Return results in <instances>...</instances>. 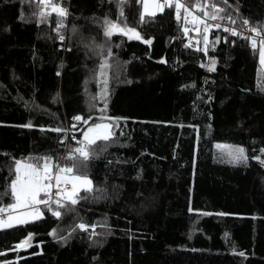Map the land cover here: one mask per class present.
Wrapping results in <instances>:
<instances>
[{
  "label": "trees",
  "instance_id": "trees-1",
  "mask_svg": "<svg viewBox=\"0 0 264 264\" xmlns=\"http://www.w3.org/2000/svg\"><path fill=\"white\" fill-rule=\"evenodd\" d=\"M62 2L69 13L63 42L54 14L37 22V0H0V201L11 202L2 194L14 160L61 156L65 132L48 129H82L79 122L72 128L73 116L120 117L116 143L88 162L92 191L79 193L87 199L53 206L60 218L42 207L40 219L0 229V264H264V165L253 159L264 148L258 48L239 37L225 42L212 30L210 40H221L207 54L198 51L202 37H185L172 8L141 21L136 0L119 7V0ZM227 11L237 24L264 25V0H228ZM105 15L151 44L110 38L107 107L101 112L97 99L90 111L99 57L80 37L103 43ZM29 122L33 127L23 126ZM220 143L243 147L247 162L218 161L213 149ZM81 222L89 228L73 232ZM91 225L96 235L89 239ZM29 234L31 246L14 250Z\"/></svg>",
  "mask_w": 264,
  "mask_h": 264
},
{
  "label": "snow or ice",
  "instance_id": "snow-or-ice-1",
  "mask_svg": "<svg viewBox=\"0 0 264 264\" xmlns=\"http://www.w3.org/2000/svg\"><path fill=\"white\" fill-rule=\"evenodd\" d=\"M123 2L124 0H119L118 7ZM136 2L142 4L141 21H144L146 16H155L157 13H162L165 8L174 6L176 21L179 23L181 19L183 20L184 27L182 32L184 36L187 37L190 30L197 32L202 37L204 45L203 49L197 48V50L204 51L205 54H207L209 46L214 47L221 40V36L218 34L215 36V40H210V32L213 29L219 30L222 28L224 33L232 37L240 36L247 39L253 50L258 48L260 70L264 71V25L260 27L253 26L248 19H242L238 26L229 27L222 24V21H227L229 25H237V19L227 11L228 0H197L191 6L186 5L182 0H136ZM37 4L39 5L38 12L33 13V15H38L40 18L37 22L39 23L54 14L57 20L55 30L58 39L62 42L65 41L62 29H64V21L69 13L68 9L63 6L62 0L60 2H57V0H37ZM196 13H202V15ZM119 15L122 17L123 11ZM100 25L103 29V43H96L94 38L86 39L83 36L80 37V43L99 57L98 68L92 71V79L97 81L98 92L89 101V108L90 111L95 109L94 101L99 99L105 105L104 109H100L103 112L107 107L109 94L107 70L111 66L110 58L113 55L110 38L114 34H119L129 40H143L145 44H151V39H144L135 27L113 21L107 15L103 17ZM238 27L247 30L254 36L245 37L243 31H238ZM71 31L75 34L77 33V28L73 26ZM223 39L228 42V35L224 36ZM199 42L197 40V44ZM233 43L235 42L233 41ZM190 46L191 43L184 45L186 48ZM216 63V58L212 57L207 65L209 72L215 71ZM57 75H59V72ZM100 119L101 122L93 121L89 124V121L93 120L91 115L87 118L79 114L73 116V129L76 128L77 122L87 126L83 130V138L77 140L75 136H72L71 139L76 142V146L67 145L65 154L56 158L55 161L48 154L29 157L25 160H14V178L10 180L8 190L2 194L10 195L11 202L4 205L0 201V229L11 228L14 225H24L29 221L40 219L43 215L40 210L41 205L46 207L52 216L60 218L61 211L54 210V205L56 209H59L65 207L66 202L76 205L78 200L88 198L87 195H79L81 190L85 193L92 191L93 182L87 174L88 162L106 151L109 144L116 143L112 139L116 135L112 129L118 125L121 118L107 117V122H103L105 119L103 117ZM23 126L33 127L30 122ZM41 130L43 131L44 129L41 128ZM48 130L57 133L66 132V129L63 128ZM65 139L66 137H61L59 142L63 144ZM97 141L101 143L97 144ZM217 148L222 149V155L229 163L247 162L248 157L245 154V149L241 146L217 144ZM261 152L264 153V148L261 149ZM253 159H259V157L254 156ZM260 163L264 164V160H260ZM54 189L55 199L53 198ZM189 210L191 211V209ZM90 227L93 232L89 235V239L96 235L94 231L96 225H91ZM76 228L83 231L87 230L89 225L81 222L73 227V232ZM49 234L55 236L56 230L53 229ZM30 237L31 234H29V238L21 240L17 247L31 246ZM59 239L66 240L67 237L60 236Z\"/></svg>",
  "mask_w": 264,
  "mask_h": 264
},
{
  "label": "built area",
  "instance_id": "built-area-1",
  "mask_svg": "<svg viewBox=\"0 0 264 264\" xmlns=\"http://www.w3.org/2000/svg\"><path fill=\"white\" fill-rule=\"evenodd\" d=\"M182 2H184V3H185L186 5H188V6H191V5H189V4L186 2V0H182ZM171 8L173 9V16H174V18H175V8H174V6L171 7ZM196 14H201V15H202V13H196ZM181 21H183V20L181 19ZM221 23L224 24L225 26H229V27L240 25V24H237V25H229V24L227 23V21H222ZM213 30H217V29H213ZM217 31L220 32V33L222 34V38H223L224 36H226V35H228V37H232V36H230L229 34L224 33L222 28L219 29V30H217ZM238 31H243L245 37L250 36V35L254 36V34L248 32L247 30L242 29L241 27H238ZM190 32H191V33H196L195 31H191V30H190ZM237 37H239V38H241V39H244V40H247V39L242 38V37H240V36H237ZM223 40H224V39H223ZM247 41H248V40H247ZM248 42H249V41H248ZM249 45H250V42H249ZM250 46H251V45H250ZM80 124H82V123H79V125H80ZM82 125H83V124H82ZM80 131H81L80 126H78L77 129H75V130H70V129L66 128V132H65V136H64V137H66V139H65V141H64V142H65V145H64V147H63V150H62V154H61V156L65 154V148H66V146H67L66 141L70 140L72 143H75V141L72 140L71 137H72V136H75L76 139H77V134H76V133H77V132H80ZM73 147H74V146H73ZM53 183H54V181H53ZM54 191H55V189L53 190V198L55 199ZM54 206H55V205H54ZM42 207H44V206L41 205V206H40V210H41ZM5 215H6V214H5Z\"/></svg>",
  "mask_w": 264,
  "mask_h": 264
},
{
  "label": "rangeland",
  "instance_id": "rangeland-1",
  "mask_svg": "<svg viewBox=\"0 0 264 264\" xmlns=\"http://www.w3.org/2000/svg\"><path fill=\"white\" fill-rule=\"evenodd\" d=\"M141 6H142V4H141ZM141 11H142V8H141ZM127 38V37H126ZM133 40H135V39H133ZM203 47H204V45H202V49H203ZM92 122H91V120L89 121V124H91ZM83 126V128L81 129V131H80V139H82L83 138V130L87 127V126H85V125H82ZM220 145H231V144H226V143H220ZM232 146H236V145H232ZM213 152H214V156H215V158L218 160V161H220V162H222V163H227V164H229V165H243L244 163H236V164H233V163H229V162H227V160L223 157V155H222V149L221 148H217V144L214 146V149H213ZM23 160H25V159H23ZM260 160H264V153H262V156H260L259 157V159H258V161L260 162ZM264 165V164H263ZM11 171H12V174H13V178H14V163L12 164V166H11ZM17 244H19V243H17ZM17 244L14 246V250H22V249H26V248H28V247H30V246H28V247H20V248H18L17 247ZM31 245V244H30Z\"/></svg>",
  "mask_w": 264,
  "mask_h": 264
}]
</instances>
